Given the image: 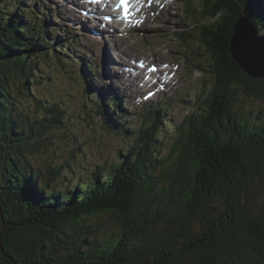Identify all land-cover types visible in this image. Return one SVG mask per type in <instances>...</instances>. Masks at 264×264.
Masks as SVG:
<instances>
[{
    "label": "trees",
    "instance_id": "obj_1",
    "mask_svg": "<svg viewBox=\"0 0 264 264\" xmlns=\"http://www.w3.org/2000/svg\"><path fill=\"white\" fill-rule=\"evenodd\" d=\"M182 8L199 20L176 37L188 55L199 51L195 61L205 56L210 74L196 108L168 141V102L147 103L129 131L115 121L125 102L122 109L108 88L95 90L87 69L95 62L87 60V114L123 145L88 168L72 149L43 177L29 155L58 136L51 129L69 125L60 102L38 98L32 82L40 59L60 54L64 38H51L55 29L39 8L0 0V264H264V210H255L253 195L264 186V107L246 110L239 100L243 92L264 103V78L247 75L230 51L243 9L260 34L262 1L187 0Z\"/></svg>",
    "mask_w": 264,
    "mask_h": 264
},
{
    "label": "rangeland",
    "instance_id": "obj_2",
    "mask_svg": "<svg viewBox=\"0 0 264 264\" xmlns=\"http://www.w3.org/2000/svg\"><path fill=\"white\" fill-rule=\"evenodd\" d=\"M3 1H8L10 4L13 0ZM21 1L31 9L40 7V12L47 15V20H51V25L55 29L51 35L52 39L57 38V36L64 38L62 40L64 47L60 54L51 53L40 59L38 70L34 74L36 80L32 82L33 93L38 98L49 101L58 100L60 102L66 114L64 118L68 117L65 119V123L67 122L69 125L66 131H60L57 128L51 129L48 134H54L55 132L58 136L50 144L41 146L36 154L29 155L30 161H35L36 168L40 171L42 170L43 177L47 176L49 169H52V165L63 163L66 161L65 159L72 156V149L75 152L74 158H77L79 162L84 164V167L88 168V166L96 162L112 159L116 151L123 145L122 139L119 138L121 136L105 128L102 124V119H99V117L92 118L87 114L89 106H84V99L91 96V89L88 87L89 78L85 79L81 70L82 64H85L87 60L95 62L93 66L96 67V70L92 71L87 67L92 75L95 90L97 91L103 87L108 88L111 96H118L122 109L126 105L123 109L126 115L115 118V121L129 131H133L140 125L144 115L143 107L145 103L138 108L133 106L131 101L134 100L132 98L128 102L129 89L123 86L121 78L114 75L117 60L114 61L116 57L115 49L111 45L113 43L111 42L112 39H121V43L118 41L117 43L123 45L121 47L123 53H125V47L130 50L125 55L133 54L136 58L146 57L149 62L157 59L164 62L173 61V71L170 72L174 73L175 78H178L175 73V62L180 64L178 71L180 79L178 83L181 86L177 90L180 89L182 92L177 97L170 98L167 88L164 87L158 93H165V95L161 94L155 100H149V102L153 101V103H159L161 100L167 102L168 100L170 105L166 115L167 118H172L174 125L169 127L170 132L164 134L162 142L168 141L174 126L181 121L184 115L196 108L197 99L201 96V84L205 80L209 83L210 74L205 56L195 61L191 54L198 55L199 51L193 50L188 55V51L181 45L183 42L181 43L176 37L179 31L189 28L199 20L197 11H190L194 18L188 17L187 13L183 11L182 5L186 4L187 0H169L158 7L156 11L158 15L153 19L149 18L140 29L128 31L126 28H120V31L118 29V32L113 36H111L113 32L107 30L106 32H109L110 36L104 38L106 32H103L104 39L93 36V32L89 33L87 29H91V26L89 23H84L85 18L77 19V10L74 12L72 10L78 7L79 1L74 3L76 5H73L69 0ZM261 1L264 11V0ZM186 7L190 8L189 5H186ZM89 14L92 13L86 14L85 17L90 16ZM263 20L257 21V27L261 29L259 35L264 34V31H262L264 29ZM203 22L208 23L211 20L206 19ZM96 23L99 24L98 21ZM183 26L184 28H182ZM58 27H62V30L59 31ZM112 27L117 30V27ZM72 36H75L73 40L71 39ZM101 44H104L110 52V56L107 59H102ZM160 65L164 66L162 63ZM137 68L142 70V68ZM145 75H148V73L145 72ZM97 77H101V79L99 80ZM127 82L130 83L129 80ZM147 83L148 79H145L144 84L139 89L142 97L143 92L148 88ZM170 84L173 85V83ZM13 86L16 89L13 90L15 93L25 94L24 92L27 91H21L16 83H13ZM107 99L108 96L105 100ZM239 100L240 108L246 110H257L264 107V103L260 100L248 98L243 92H240ZM10 105L13 108L14 104L10 103ZM16 106L18 107L17 104ZM22 110H24V113H30L28 109L24 108ZM37 113L38 111H33L32 115H37ZM50 138H53V136ZM128 141L126 140V142ZM166 153L167 150H162L159 152L158 157H162ZM72 173L73 171H70V175L73 177ZM75 178L78 179V177ZM75 178L74 180L76 181L77 179ZM262 187V190L253 193L256 211L264 210V186L260 188ZM99 218L102 221L101 223H103L105 216ZM107 218L110 217L108 216ZM106 228V226L102 227L98 235L102 234Z\"/></svg>",
    "mask_w": 264,
    "mask_h": 264
},
{
    "label": "bare ground",
    "instance_id": "obj_3",
    "mask_svg": "<svg viewBox=\"0 0 264 264\" xmlns=\"http://www.w3.org/2000/svg\"><path fill=\"white\" fill-rule=\"evenodd\" d=\"M41 1V0H40ZM73 5H76L74 4L76 1H79L78 3V6H85L83 4V0H69ZM169 0H151L149 3L147 2L145 7L139 12V15H145V14H148L150 16H152V11L155 10L157 11L158 7H160L163 3H166L168 2ZM86 4L87 7L90 8V11L89 13H92L94 14L95 18H93V21H92V24L89 23V25L91 26V29L94 28L95 30L93 31L94 33V36H98L100 38H103V35L102 33L103 32H106L107 30H110L111 32H113V34L111 36H113L114 34H116V31L113 30L112 27L108 26V21L104 18L103 16V1H98L97 4L94 5V1H91L90 2H87ZM91 5H94L93 7L94 8H91ZM109 7H111L113 10L115 8H113V2H112V5H108V9H106V11H104V13H106L107 11H109ZM39 9L41 10V8L39 7ZM116 12H118V9L116 8L115 10ZM184 11V10H183ZM110 12V11H109ZM192 13L191 12H188L187 13V16L190 17ZM90 15V14H89ZM124 19V18H123ZM123 19H121L120 21H122ZM32 20V19H31ZM99 22V24H97L96 22ZM93 25V26H92ZM95 26V27H94ZM90 28V27H89ZM109 37V32H106V37ZM103 38V39H104ZM111 40V39H110ZM121 39H112L111 42H113L111 45H113L114 49H115V60H117V62L119 63L121 69H122V66H123V70H124V73L126 74L127 72V67L130 65L131 68H134V65L135 67H139V68H142V70L138 69L139 72H141V75H140V79L139 81H137L135 83V86L133 87L131 85V83H128V82H124L123 81V86L124 87H127L129 89V91L131 92V95L133 96V99L135 100V102H140L143 100V97H142V93H140V87L144 84V80L145 79H148V87H150V89H153L155 88V90L157 91H160V89L162 88H170V90H168L169 92V95H170V98H175L178 96V94L180 92H182V90L178 89L177 88L179 86H181L178 82H179V79L178 78H175L174 76V73L173 72H170V71H173V61H167L168 62V65L167 67L165 66H162L160 65L161 61L159 60L157 62V65L155 68L154 71L150 70V72H148V75H145V70L144 68L141 66V64L139 63V60L141 58H136L135 56H133V54H128V55H125L128 51H130L129 49H127V47H125V53H123L121 50V47L123 46L122 44H119L117 43L120 42ZM127 45V44H126ZM128 46V45H127ZM101 49H102V59H107L109 56H110V52L109 50L104 46V44H101ZM96 52V51H95ZM97 53V52H96ZM100 57V56H99ZM143 60L146 62L147 61V58L146 57H143ZM113 61V60H112ZM169 69V71H168ZM151 74V75H150ZM119 75H120V72H119ZM128 75H131V73H129ZM129 80V79H128ZM156 80V81H155ZM161 82H164V84H162V87H159V83ZM130 82V81H129ZM170 83H173V85H171ZM170 85V87H168V85ZM176 89V90H174ZM165 94V93H164ZM166 103V102H165Z\"/></svg>",
    "mask_w": 264,
    "mask_h": 264
},
{
    "label": "water",
    "instance_id": "obj_4",
    "mask_svg": "<svg viewBox=\"0 0 264 264\" xmlns=\"http://www.w3.org/2000/svg\"><path fill=\"white\" fill-rule=\"evenodd\" d=\"M230 51L232 57L247 75L253 78H264V34L259 35L257 33V29L246 13V9L242 10L233 27ZM0 215L2 216V211ZM0 247L3 251L1 231Z\"/></svg>",
    "mask_w": 264,
    "mask_h": 264
},
{
    "label": "snow or ice",
    "instance_id": "obj_5",
    "mask_svg": "<svg viewBox=\"0 0 264 264\" xmlns=\"http://www.w3.org/2000/svg\"><path fill=\"white\" fill-rule=\"evenodd\" d=\"M119 2H120V5L125 6V8H126L129 0H119ZM151 70L154 71L155 69H151Z\"/></svg>",
    "mask_w": 264,
    "mask_h": 264
}]
</instances>
